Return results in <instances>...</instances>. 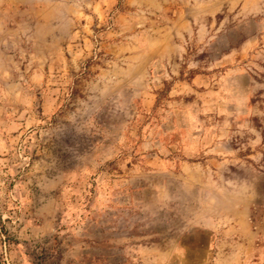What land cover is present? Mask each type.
Wrapping results in <instances>:
<instances>
[{"label":"rangeland","instance_id":"374dc122","mask_svg":"<svg viewBox=\"0 0 264 264\" xmlns=\"http://www.w3.org/2000/svg\"><path fill=\"white\" fill-rule=\"evenodd\" d=\"M0 264H264V0H0Z\"/></svg>","mask_w":264,"mask_h":264}]
</instances>
